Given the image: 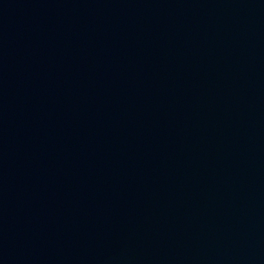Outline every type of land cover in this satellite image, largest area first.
Wrapping results in <instances>:
<instances>
[{
    "label": "water",
    "instance_id": "obj_1",
    "mask_svg": "<svg viewBox=\"0 0 264 264\" xmlns=\"http://www.w3.org/2000/svg\"><path fill=\"white\" fill-rule=\"evenodd\" d=\"M0 264H264V0H0Z\"/></svg>",
    "mask_w": 264,
    "mask_h": 264
}]
</instances>
